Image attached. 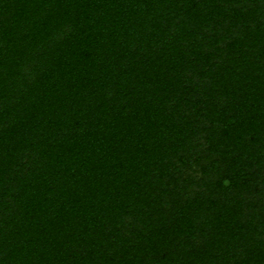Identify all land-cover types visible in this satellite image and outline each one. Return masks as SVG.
I'll list each match as a JSON object with an SVG mask.
<instances>
[{"label":"trees","instance_id":"trees-1","mask_svg":"<svg viewBox=\"0 0 264 264\" xmlns=\"http://www.w3.org/2000/svg\"><path fill=\"white\" fill-rule=\"evenodd\" d=\"M0 264H264V0H0Z\"/></svg>","mask_w":264,"mask_h":264}]
</instances>
